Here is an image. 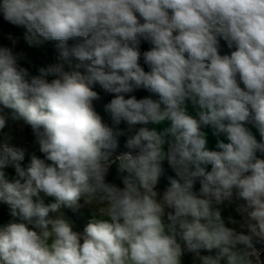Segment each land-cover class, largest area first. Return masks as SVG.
<instances>
[{
	"label": "clouds",
	"instance_id": "9594fccd",
	"mask_svg": "<svg viewBox=\"0 0 264 264\" xmlns=\"http://www.w3.org/2000/svg\"><path fill=\"white\" fill-rule=\"evenodd\" d=\"M0 14L29 46L55 42L57 53L33 75L24 53L0 46V204L11 217L0 264H184L188 254L264 264V0H2ZM97 84L113 95V126L94 108ZM137 90L149 95H128ZM10 120L30 127L43 158L24 163ZM122 121L143 126L126 143L136 154L116 157L120 186L107 176ZM203 126L228 142L209 149ZM165 160L177 178L161 192ZM85 205L80 231L65 210ZM223 206L240 219L226 223Z\"/></svg>",
	"mask_w": 264,
	"mask_h": 264
},
{
	"label": "trees",
	"instance_id": "16d2710c",
	"mask_svg": "<svg viewBox=\"0 0 264 264\" xmlns=\"http://www.w3.org/2000/svg\"><path fill=\"white\" fill-rule=\"evenodd\" d=\"M0 2H2V0H0ZM25 33H26L25 28L7 22L3 18V15L0 14V46L10 47L13 49L14 53H24L25 58L19 61L20 65L23 66L22 63L24 62L25 65H27L26 68H28L33 75H38L39 68L46 67L50 63L57 62L55 42H46L41 46H29L24 38ZM9 37H11V39ZM13 41H15V43H13ZM72 43H73L72 41H69V45H71ZM220 45H221V54H230L231 50L227 47V44L223 39L220 40ZM150 47L151 45L148 44L147 42H142L140 46V50L141 52L147 51L150 49ZM141 63L143 65V60H141ZM143 66L145 67L146 71L149 70L147 65H143ZM134 94L137 97V99L149 95V93H147L144 90H137L136 92H134ZM12 111L13 110L11 109H5V112L8 113L9 116L12 114ZM96 112L101 116L102 121L106 125L113 126L112 121L110 120V116L107 113H105L104 111H96ZM22 123H23L22 121L13 122L10 120L9 126L4 129V132L13 137L11 141L12 144L17 146H22L27 149L26 159L24 163L28 162V159L32 152H36L38 156H41V158H43V154L39 153L38 151V146H36L33 143L34 137L32 136L30 127L29 126L21 127ZM117 127L119 128V130L122 131L123 134L118 138L119 139L118 148L110 157V159L115 162L112 163L110 166L107 180L109 182H115L120 186H122L121 177L127 176L128 173L126 171L125 172L119 171V161L116 160V157L128 152H131L133 154V151L126 146L127 140L130 136L133 126L129 127V125L126 122L122 121L120 125H118ZM205 127L207 126H203L202 130ZM249 127L251 128L250 125ZM150 128H152L151 124H150ZM257 155L260 158H264V156H262L260 153H257ZM161 166L170 171L172 170L170 169V166L167 162H162ZM169 183H170V178H159V183L157 185L158 190L165 189L169 185ZM199 187L200 185L197 182V184L194 186V190L198 191ZM50 199L51 198H48V200ZM48 200H46V202H48ZM83 203H84L83 200H81L82 205ZM65 212L75 222L77 230L82 231L83 228L86 226V224L89 222V220L83 215L82 207L76 211H73L71 209H66ZM261 247H262L261 245L259 244L257 245V248H261ZM214 252L215 250L213 251L212 254H214ZM202 254L207 255L209 253L202 252ZM261 260L264 261V251L261 252Z\"/></svg>",
	"mask_w": 264,
	"mask_h": 264
},
{
	"label": "crops",
	"instance_id": "0c3cea01",
	"mask_svg": "<svg viewBox=\"0 0 264 264\" xmlns=\"http://www.w3.org/2000/svg\"><path fill=\"white\" fill-rule=\"evenodd\" d=\"M187 111L190 115H192L193 117H197V112L198 109L195 108L190 102H188L187 104ZM168 126L167 124L164 125H152V128L155 127L158 131L162 130L163 127ZM251 127L252 132L254 133V135H256L257 139L259 140V133L257 132V130ZM202 131H204L206 133V138L208 141V148L211 150H216V144L218 140H223L224 142H228L226 137L221 134L219 136H215L213 135V129L211 128V126H207L205 127ZM163 162H167L166 160ZM6 175L8 178H11L15 175V171L14 168L12 167H8L5 169ZM88 206H83L82 207V211H86V208ZM222 216L225 218L226 223H227V218L229 216L239 220L240 216L238 213L235 212L234 206H223L222 207ZM11 219L10 215H9V209L7 207V205L4 204H0V225H4L6 224L9 220ZM228 226L230 227H238V225L234 226V225H230L228 224ZM184 264H191V254H188L184 257Z\"/></svg>",
	"mask_w": 264,
	"mask_h": 264
},
{
	"label": "rangeland",
	"instance_id": "374dc122",
	"mask_svg": "<svg viewBox=\"0 0 264 264\" xmlns=\"http://www.w3.org/2000/svg\"><path fill=\"white\" fill-rule=\"evenodd\" d=\"M22 65L24 67L27 66V65H25L24 62L22 63ZM65 70L66 71H72L74 69L70 68L67 64H65ZM50 79H51V77H50ZM93 90L96 91L98 93L99 97H100L98 100L93 101V105H94L95 110L96 111H104L105 113H107L110 116V120L112 121L110 113H108L105 110V105L110 102V100L113 98V95L105 93L104 90L98 84L93 87ZM128 95H135V94L131 93V94H128ZM126 98H128V97L126 96ZM195 118H198V116L195 117ZM142 126L143 125H135V126H133V128L131 130V133H130V136H132L135 133V131L138 130L139 127H142ZM147 127L150 128V124L147 125ZM131 150L133 151L134 155L138 151V150H133V149H131ZM162 169H163V171L161 173L160 178H177L174 171H172V170L170 171V170H168L166 168H163V167H162ZM170 169H171V167H170ZM206 170L210 171L211 170V165L206 166ZM163 190L164 189H161L159 191L162 192ZM83 215L88 220L91 219V209L89 208V206L86 208L85 212L83 211Z\"/></svg>",
	"mask_w": 264,
	"mask_h": 264
}]
</instances>
